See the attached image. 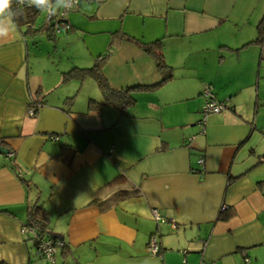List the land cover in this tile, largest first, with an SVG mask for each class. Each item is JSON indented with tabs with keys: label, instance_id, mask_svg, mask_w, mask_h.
Wrapping results in <instances>:
<instances>
[{
	"label": "crops",
	"instance_id": "1",
	"mask_svg": "<svg viewBox=\"0 0 264 264\" xmlns=\"http://www.w3.org/2000/svg\"><path fill=\"white\" fill-rule=\"evenodd\" d=\"M45 16L0 42V263L264 264V0H80L55 38ZM130 39L159 41L173 77L144 89L162 73ZM96 62L133 103L64 78ZM207 85L228 108L203 127ZM34 204L54 261L22 232Z\"/></svg>",
	"mask_w": 264,
	"mask_h": 264
},
{
	"label": "trees",
	"instance_id": "2",
	"mask_svg": "<svg viewBox=\"0 0 264 264\" xmlns=\"http://www.w3.org/2000/svg\"><path fill=\"white\" fill-rule=\"evenodd\" d=\"M14 7H15V5H14ZM40 13L41 12H39L34 7L33 8H25L26 19L24 17H21L16 21V23L18 26H23V25L32 26L35 23V21L37 20ZM40 30L47 31V33L50 37L55 38L56 33L54 31V27L52 24L46 23L44 21L43 27ZM263 33H264V23L262 22L259 25V36L255 40L256 42L262 41ZM130 40L140 44L144 48L145 51L149 52L154 57V59L156 60L158 70L162 73V79L157 84L150 85V86H142L144 89L160 86L161 84L165 83L167 80H169L173 77V69L165 61L163 53L159 49V45H158L159 41H156L153 43H144V42H141V41L136 40V39H130ZM86 76H93L97 80V82L99 83V85L102 89V92L105 95V102L106 103H113V104H116V105L121 106V107H127L131 103L134 102V98L131 95V89L118 90V89H114L110 86L105 74L103 73L102 66H101L100 62H96L93 66H91L89 68H77L76 67V68H73L72 70H70L69 72L64 74L65 79H69L72 77H77V78L83 79ZM38 102L42 103L41 99L33 98L32 101L30 102V105H29L30 108L36 107ZM131 192L132 191L125 189V190H121V191L114 193L112 196H113V198H115V197L120 198V197L124 196V194H128ZM97 200H98V198H96L94 200V202ZM106 202H109V199L102 200L99 202V204L101 205V207L103 209L108 205V204H106ZM225 211H226V209L222 210V212L219 216L221 219H224L227 217V215L225 214ZM48 215H49L48 211L44 207L40 206L39 204H34L29 208V221L25 224H28L30 222L35 223L39 226L42 235L43 234L49 235L50 231H48V219H49ZM54 240L58 241L59 239L54 238ZM35 242H36V246H37V241L35 240ZM64 245H65V243H64ZM160 251H161V247H160ZM0 264H6V263H0Z\"/></svg>",
	"mask_w": 264,
	"mask_h": 264
},
{
	"label": "built area",
	"instance_id": "3",
	"mask_svg": "<svg viewBox=\"0 0 264 264\" xmlns=\"http://www.w3.org/2000/svg\"><path fill=\"white\" fill-rule=\"evenodd\" d=\"M66 13L67 12H64L62 10V12H60V14H57L56 16L48 17L46 15L45 22L53 25L55 33L60 32L63 28L69 29L70 28L69 23L63 19ZM203 96H204V103L201 109L200 123L204 127L210 115L223 112L228 108V106L224 101H220L219 99H217L215 93L213 92L211 86L209 85L205 87L203 91ZM30 109H31L30 112L33 114L34 107ZM190 140H192V138H190ZM199 163L201 165L205 164V157L203 155L200 157ZM151 213L158 223L165 221V218L162 216L159 209L153 208ZM174 227H176V225H174ZM22 232L24 234H30L33 236V238L37 241L38 255L49 261H54L57 246L64 245L63 241L60 240L56 241L54 240V238L50 237L49 235H44V234L42 235L39 226L32 222L28 224H24L22 226ZM147 250L152 255H159L161 253L158 234H153L150 237Z\"/></svg>",
	"mask_w": 264,
	"mask_h": 264
},
{
	"label": "clouds",
	"instance_id": "4",
	"mask_svg": "<svg viewBox=\"0 0 264 264\" xmlns=\"http://www.w3.org/2000/svg\"><path fill=\"white\" fill-rule=\"evenodd\" d=\"M80 0H0V42L6 41L17 29L16 21L25 16V8H35L48 17L58 12L74 11ZM15 5V7H14Z\"/></svg>",
	"mask_w": 264,
	"mask_h": 264
},
{
	"label": "water",
	"instance_id": "5",
	"mask_svg": "<svg viewBox=\"0 0 264 264\" xmlns=\"http://www.w3.org/2000/svg\"><path fill=\"white\" fill-rule=\"evenodd\" d=\"M0 153L7 154V153H9V149L6 147L0 146ZM49 235L53 238L59 239L60 241H62L64 239L63 235L60 233H56V232L51 231V232H49Z\"/></svg>",
	"mask_w": 264,
	"mask_h": 264
},
{
	"label": "rangeland",
	"instance_id": "6",
	"mask_svg": "<svg viewBox=\"0 0 264 264\" xmlns=\"http://www.w3.org/2000/svg\"><path fill=\"white\" fill-rule=\"evenodd\" d=\"M44 39H45V42H44V43H46V41H47V39H48L46 35L44 36ZM42 45L44 46V52H43V54H46L47 51H48V49H47L48 46H46L45 44H42ZM49 46H50V45H49Z\"/></svg>",
	"mask_w": 264,
	"mask_h": 264
}]
</instances>
